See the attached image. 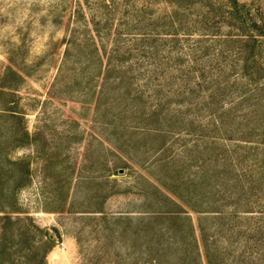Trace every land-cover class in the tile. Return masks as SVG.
I'll return each instance as SVG.
<instances>
[{
    "label": "trees",
    "instance_id": "trees-1",
    "mask_svg": "<svg viewBox=\"0 0 264 264\" xmlns=\"http://www.w3.org/2000/svg\"><path fill=\"white\" fill-rule=\"evenodd\" d=\"M83 6L90 47L72 41L58 75L72 57L94 112L117 109L111 120L159 140L143 152L141 211L101 217L125 224L139 264H264V0H76L77 16ZM32 249L44 264L48 246Z\"/></svg>",
    "mask_w": 264,
    "mask_h": 264
},
{
    "label": "rangeland",
    "instance_id": "rangeland-1",
    "mask_svg": "<svg viewBox=\"0 0 264 264\" xmlns=\"http://www.w3.org/2000/svg\"><path fill=\"white\" fill-rule=\"evenodd\" d=\"M77 12L76 0H0V264H36L34 245L38 257L48 246L44 264H139L125 224L99 211H141L143 152L159 140L135 135L130 117L111 120L117 109L94 112L90 77L69 72L72 57L58 75L72 41L90 47V13ZM9 67L22 81L2 77Z\"/></svg>",
    "mask_w": 264,
    "mask_h": 264
}]
</instances>
